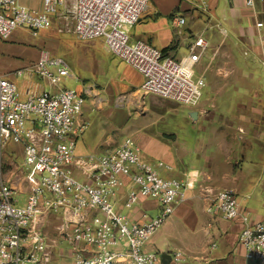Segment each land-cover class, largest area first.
Masks as SVG:
<instances>
[{"label": "built area", "instance_id": "built-area-1", "mask_svg": "<svg viewBox=\"0 0 264 264\" xmlns=\"http://www.w3.org/2000/svg\"><path fill=\"white\" fill-rule=\"evenodd\" d=\"M149 2L43 0L41 10H31L20 0H0V40H9L18 29L37 36L50 28L54 16L71 19L72 28L67 29L77 39H102L110 53L144 76L139 94L198 105L207 84L196 67L208 41L197 36L180 60L145 41L132 42L130 30ZM254 2L246 0L249 6ZM197 7L207 12L208 0H197ZM172 21L177 28L186 23L178 15ZM70 75L68 63L47 51L31 67L15 72L16 77H28L24 90L0 71V264L51 262L55 240L45 231L50 217L58 220V238L73 248L71 264H163L161 254L145 247L187 198L199 173L190 172L183 179L163 177V164L145 161L132 139L99 156H79L78 138L87 126L81 116L91 90L60 87ZM43 81L60 88L47 89ZM10 143L21 146L23 162L6 160ZM145 199L158 202L157 214L135 218L117 208L123 200V208L132 211ZM207 210L227 221H241L239 243L246 264H264V220L252 222L240 198L228 189L210 195ZM172 259L187 261L183 252Z\"/></svg>", "mask_w": 264, "mask_h": 264}, {"label": "crops", "instance_id": "crops-1", "mask_svg": "<svg viewBox=\"0 0 264 264\" xmlns=\"http://www.w3.org/2000/svg\"><path fill=\"white\" fill-rule=\"evenodd\" d=\"M20 3L31 10L43 7V0H20ZM175 15L184 17L185 25L175 27L172 21ZM61 20L54 16L52 25ZM259 23L262 25L258 26ZM199 35L208 41L198 63L208 69V74L200 73L206 78L207 96L185 119L192 125L191 130L184 132L182 139L178 130H156L155 125L151 129L144 125L135 137L124 141L132 139L142 157L144 154L155 160L156 166L162 163L159 172L165 178L183 179L190 172L199 173L197 183L173 213L185 212L194 222L193 206L198 201L207 217L206 240L195 245L197 250L190 257L191 262L187 260L185 264H246L244 249L239 243L242 222L224 220L218 214L209 213L207 208L210 195L228 189L240 198L241 207L250 213L252 222L264 220V1L255 0L249 6L246 0H208V11L202 12L197 0H150L130 30L132 42L145 41L178 60L189 54L191 43ZM94 40L86 41L89 46L83 51L81 62L74 64L65 60L73 73L75 70L90 72L104 85L101 91L95 83L85 82L81 77L69 81L80 92L91 90L86 95L90 106L84 105L81 116L87 126L78 138L79 156H99L120 146L124 141H115L111 135L114 123L121 126L132 116L140 119L151 112L163 114L177 105L154 94L156 102L149 105L147 95L138 92L144 76L110 53L102 39L98 43ZM5 75L13 79L12 74ZM27 83L24 80L19 87L24 90ZM43 83L55 92L63 87ZM115 85L131 94L126 105L117 103V107L124 108L121 112L115 109L118 101ZM137 95L143 97L142 102ZM192 112L197 113V118L191 116ZM199 120L200 125L196 127ZM153 122L152 118L150 123ZM122 204L123 200L117 208L124 213L127 209ZM158 209L155 199H145L126 214L135 218L143 213L153 216ZM97 215L103 216L100 212ZM154 236L150 245L162 252L163 240L156 241ZM162 253L171 254L170 251ZM71 256L72 262V251ZM53 261L54 254L48 264Z\"/></svg>", "mask_w": 264, "mask_h": 264}, {"label": "rangeland", "instance_id": "rangeland-1", "mask_svg": "<svg viewBox=\"0 0 264 264\" xmlns=\"http://www.w3.org/2000/svg\"><path fill=\"white\" fill-rule=\"evenodd\" d=\"M72 28V21L61 20L58 23L55 22L47 30L41 31L37 36H34L28 29H18L7 41L0 40V71L2 73H10L13 75L11 80L20 84L22 81H26L28 77H16L15 72L18 69L31 67L39 59V56L43 51L49 52L54 57H61L68 63L74 62L77 64L81 62V55L88 45L86 41H80L77 37L67 28ZM101 39L94 40L96 43L100 42ZM203 71L208 74V69L202 65L198 64L196 67L197 75H200ZM72 72L71 76L63 79L61 86L66 88H76L75 84L69 82L76 78L84 79L85 82L95 83L98 89L102 91L103 83L100 82V78L95 76L90 72L75 70ZM33 79L38 81L37 76H33ZM116 89V95L118 101L116 100L115 109L118 112L124 110V108L117 107V103L121 106L126 105L131 94H127L118 86H114ZM204 97L201 98L198 105L188 106L180 103L176 106L170 107L171 110L161 114L157 112H151L146 118H137L132 116L127 120L124 125L118 126L114 125V132L111 134L115 141L122 142L127 137H135L138 133L139 127L142 128L146 125V128L156 126L157 129L178 130L179 137L183 139L182 135L184 132L191 130V126L187 124L186 117L189 116L190 111H193L197 107H200L204 103V99L207 96V88L203 90ZM139 100L142 102L143 97L137 95ZM146 102L151 105V103L156 102V97L154 95H147ZM90 106L89 101L86 102L85 107ZM116 113V112H115ZM155 119V122L150 123L151 119ZM194 118V117H193ZM194 125V124H193ZM200 125V120L196 122L195 126ZM158 127V128H157ZM6 160H15L19 163L23 162L24 156L22 148L20 145L15 143H10L6 149L5 154ZM145 161L153 164L155 160H152L143 154ZM26 196H22L21 206L25 205ZM193 206L194 213L193 218L196 221L193 222L191 217H188L185 212H178L172 214L160 229H158L157 234L154 236L156 241L158 239L163 240L164 250L170 251V255L175 252H183L186 255L188 262L190 257L193 256L194 252L197 250L196 244L206 240L204 227L206 225V215L203 213L200 202H195ZM127 210H124L126 213ZM54 222V223H53ZM58 222L57 218L50 217L49 224L45 226V231L49 233L51 239L55 240L54 243V261L52 264H69L71 262V251L72 246L67 242L62 241L58 238L54 225ZM162 233V234H161ZM161 234V235H160ZM147 251L156 252L162 254L161 249L150 245V243L145 247ZM187 263V261L185 262ZM184 263V264H185ZM172 264H182L172 260ZM192 264V263H191Z\"/></svg>", "mask_w": 264, "mask_h": 264}, {"label": "water", "instance_id": "water-1", "mask_svg": "<svg viewBox=\"0 0 264 264\" xmlns=\"http://www.w3.org/2000/svg\"><path fill=\"white\" fill-rule=\"evenodd\" d=\"M191 116L194 117V118H197V113L196 112H192ZM161 257H162V263L163 264H169V262L172 261V256L170 254H168V253H162Z\"/></svg>", "mask_w": 264, "mask_h": 264}]
</instances>
